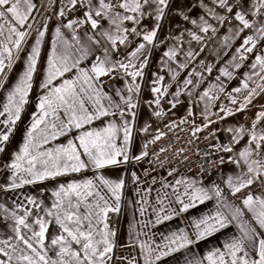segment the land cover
<instances>
[{
    "label": "snow or ice",
    "instance_id": "snow-or-ice-1",
    "mask_svg": "<svg viewBox=\"0 0 264 264\" xmlns=\"http://www.w3.org/2000/svg\"><path fill=\"white\" fill-rule=\"evenodd\" d=\"M55 5L56 0H48V9L54 10ZM198 6L204 11L198 19L177 9V15L193 28L166 38L173 43L166 47L160 60V70L165 74H153L150 88L153 99L147 101L150 108L155 105L153 114L162 118L166 115L161 108L163 99L171 96L168 103L174 109L182 95L189 98L187 115L179 123L171 121L165 125L168 132L176 128L189 131V144L217 122L213 116L224 120L245 111L257 96L264 94V0H211L210 4L199 0ZM42 7L43 3L38 6L34 0H0V88L4 87L7 71L20 59L35 33L34 43L28 45L24 70L7 92L0 111V117H4L0 124L5 126V131H0V152L4 151L2 145L9 141L33 87L52 19L51 16H45L43 21L37 19ZM170 7L171 0H60L58 10H54L58 23L39 85L43 94L36 105L38 112L32 117L19 151L5 165L10 172L9 183L0 188L15 191L87 170L93 175L59 183L51 191L50 204L42 198L43 190L39 196L25 195L20 202L14 201L12 207L0 203V217L7 226V231H0V264H116L125 260L127 264H161L165 257L190 249L230 226L237 229L236 235L201 257L189 259L187 264H264V193L251 190L254 185L264 189V106L250 127L225 129L231 133L227 143L219 142L215 132L211 133L217 139L212 148L218 164L229 163L238 169L223 183L232 197L246 193L240 205L232 203L215 181L205 185L202 175L200 179L192 178L181 173L179 165L170 167L167 176L178 174V178L161 181V189L170 191L162 194L158 191L155 204L146 195L138 202L140 216L145 217L150 210L152 218L142 220L139 230L130 225L133 229L129 233L130 243L123 245L138 248V256L129 259L116 255L119 245L111 214L121 212L125 180L110 179L103 170L148 158L149 145H155L168 134L158 129L145 141L138 155H131L135 110L142 91L139 81L144 78L151 49L164 43L158 39V31ZM72 12L82 15L68 18ZM146 18L153 19V27L143 26ZM229 20L234 23L229 24ZM220 28L227 32L223 36L226 49L237 39L240 44L230 60L218 69L215 82L199 91L205 73L212 74L213 65L200 60L199 68L193 66L199 52L192 45H198L202 52L205 39L216 36ZM134 41L138 42L131 47ZM122 48L131 50L123 55ZM245 64L248 71L243 73L239 85L226 93L222 78L235 79L234 73ZM182 73L186 74L180 79ZM116 79L124 81L123 88L107 91L105 85ZM174 85L175 90L170 91ZM224 93L231 106L221 105L217 112L212 111ZM200 103L202 125L195 122L193 112V106ZM97 121L101 126L94 127ZM185 124L190 127L182 128ZM149 128L150 125H145L140 131L147 133ZM61 137L70 138L66 143H53ZM245 137V145L236 149ZM169 147L160 146L150 162L171 163L167 157ZM221 153L228 154L227 159ZM161 154H165L163 161ZM196 154L199 155V150ZM176 158L180 164L188 161L184 148L177 151ZM216 163L209 161V168ZM200 169L201 174H211L203 165ZM132 178L134 182L139 180L135 172ZM156 182L153 177L152 183ZM210 200L216 202L215 211L194 220L191 232L180 228L161 234L159 241L154 238L153 228L197 203ZM246 214L250 219L245 218Z\"/></svg>",
    "mask_w": 264,
    "mask_h": 264
},
{
    "label": "crops",
    "instance_id": "crops-1",
    "mask_svg": "<svg viewBox=\"0 0 264 264\" xmlns=\"http://www.w3.org/2000/svg\"><path fill=\"white\" fill-rule=\"evenodd\" d=\"M34 2L37 3L38 6L41 3H43L44 5V7L40 9V12L36 14L38 20L43 21L45 16H51L52 19L49 21V31L45 36V42L41 48V57L37 65V72L34 74L33 77V87L28 96V103L24 106V109L21 112V117L17 121L12 133L9 136V141L5 142V144L2 145L4 147V151L0 152V155H2L5 165L11 161V159L13 158V154L19 151V148L23 143L26 131L32 122V117L35 113L38 112L36 105L38 104L39 96L43 94L39 85L44 77L46 69V59L47 54L50 51L52 33L54 32V29L58 23L54 15V10H58L60 0H56L54 10L48 9V0H34ZM205 3L210 4L211 0H205ZM198 5L199 0H171V7L168 11V15L161 22V28L158 31V39L160 41H164V43H161L158 47L151 49L149 53V64L144 70V78L139 81L142 86L140 98L147 105V101L153 99V95L150 91L151 81L154 78L153 74H165L164 71L160 70V60L163 51L166 50V47L170 46L173 43L171 39L166 38L178 35L181 31L186 28H193L190 23L183 21L182 18L177 15V9H181L185 11L188 15H190L192 18L198 19L199 15L204 14L203 9H201ZM189 9H191V11H189ZM81 15V12H74L72 15H69L68 18L79 17ZM232 23H234V21L230 22L229 24ZM143 26H146L148 28L153 27V19L146 18L143 21ZM80 31L83 32L84 29H81ZM226 34V29L220 28L216 36L206 38L204 41L205 47L202 52L199 51L198 45H196L195 43H193L192 45V47L199 52V55L196 58V61L194 62L193 66L199 68L200 60H203L205 61V63L213 65L212 74L209 76L207 73H205V81L201 85L199 91H202L205 87H207L209 83L215 82V77L219 74L218 69L224 66L228 60H230L231 56L234 54L235 48L238 47L240 44V40L237 39L231 45L230 48L226 49L223 45V36ZM34 36L35 33H33V37L29 39L28 45L34 43ZM209 36H211V33H209ZM137 42L138 41H134L131 47H135V44ZM28 45L25 46L24 52L21 53L20 59L14 63L12 69L10 71L6 70L7 78L4 82V87L0 88V111L3 110V104L6 102L7 92L11 90L13 85L18 81L20 74L24 70L26 54L30 50ZM185 48H187V45H185ZM130 50L131 48H122L121 53L123 55H126L127 52ZM180 59H183V56H181ZM247 71L248 66L247 64H245L244 67L234 73L235 79L228 81L225 78H222V80H224L226 84V93L230 92L232 88L237 87L239 85L240 80L243 78V73ZM185 74L186 73H182L180 79H183ZM123 86L124 81L116 79L112 81L109 87H105V89L107 91H111L113 87L123 88ZM174 90L175 85L170 91ZM226 93L220 94L219 100L215 102V107H213L212 111L217 112L221 105L231 106L229 104ZM170 99L171 96L166 97V103L161 106V108L166 113L164 117L159 118L161 121L165 122L187 115V109L189 107V98L186 95H182L179 98L180 103L177 104V107L174 109L171 108L170 104L168 103ZM262 106H264V94L257 96L253 100L252 104L249 105L245 111L237 112L235 115L229 116L224 120H219L218 116H213L212 119L216 120L217 122L210 124L207 129L209 131L217 133L216 137L219 138V142L227 143L231 138V133L225 131V129L229 127H236L239 125L250 127L252 120L255 119L256 114L262 109ZM153 108H155V105H153L152 108H150L149 105L139 106L138 109L135 110L137 112V117L135 120L134 139L131 149V155L133 156L139 154L145 141L151 139V137L155 135L156 131L158 130V126L153 121V117H156L153 114ZM202 108V103L193 106L195 122L200 125H202ZM3 119L4 117H0V120ZM145 125H150L149 131L147 133L140 131L145 127ZM93 126H101V122L97 121ZM0 131H5V126L2 124H0ZM74 134L75 133H73V135ZM69 138L70 137H61L58 141H55L53 143H66L67 139ZM246 141L247 137L241 140L240 144L235 146L236 149L242 148L245 145ZM237 171L238 169L235 167V165L227 163L223 165L219 169V171L215 172L210 177L203 180V182L205 185H209L210 182L215 181L221 186L222 189L225 190V195L232 203L240 205L241 197L246 193H241L238 194L236 197H232L228 194L226 185L223 183V181L227 178L228 175H235ZM103 172L105 176L110 179L119 180L123 178L125 180V188L123 190V196L121 201V223L116 237L119 246L116 248L115 252L117 256H123L130 259L133 256H138V248L123 246L125 244L130 243L129 233L130 231H133V229L130 228V225H136L135 230H139L140 222L142 220L152 218L150 210L149 214L145 217L140 216L138 211V202L141 200L142 196L146 195L149 202L155 204L158 191L162 194L163 192L170 190L161 189L162 179H156L157 182L153 184L152 177L150 175H145L143 166L140 162H136L135 160H132L129 163L120 166L108 167L104 169ZM133 172H135L137 177H139V180L136 182H134L132 178ZM92 175V171L87 170L81 173L59 177L55 180H47L43 183H38L36 185H26L24 188L17 189L15 191L4 190V193L0 196V203L5 204V206L7 207H12L14 201L20 202L21 200H23V197L25 195L39 196L41 194V191L43 190L42 198L45 200L46 203L50 204L51 191L59 183H66L72 179H82L85 177H91ZM9 177L10 172L8 169H6L5 174L2 178L3 185L9 183ZM176 178H178V175L174 177H168L166 179L168 181H174ZM149 188L152 189L151 192H147V189ZM137 189H139V194L137 192ZM251 190L257 194L264 193V189H262L258 185H254ZM169 199H172V197L169 196ZM215 203V200L206 201L203 204L197 203L195 207L190 208L187 212L181 213L180 215L175 216L172 220L166 221L163 224L156 226L152 229V232L156 234L154 238L159 241L161 239V234L167 235L171 232L178 231L180 228H184L191 232L192 222L194 220L200 219L205 215L213 213L215 211ZM173 207L177 206L173 204ZM245 218L250 219V215L246 214ZM54 230V228L50 229V231ZM0 231H7V226L3 218L2 223L0 224ZM236 234L237 229L234 226H230L228 229L222 230L220 233H217L216 235L208 238L207 240L201 241L199 244L193 246L190 249H185L180 252L174 253L169 257H165L161 264H187V261L189 259H193L194 257H201L202 255L206 254L208 250L216 246H221L224 241L229 240ZM116 264H127V261H117Z\"/></svg>",
    "mask_w": 264,
    "mask_h": 264
},
{
    "label": "built area",
    "instance_id": "built-area-1",
    "mask_svg": "<svg viewBox=\"0 0 264 264\" xmlns=\"http://www.w3.org/2000/svg\"><path fill=\"white\" fill-rule=\"evenodd\" d=\"M74 12L69 13V15H72ZM232 22V20H229L228 23ZM112 81H110L108 84L105 85V87H109ZM166 103V98L161 101V106H163ZM139 106H148L146 103H144L140 96H139ZM183 117L175 118L169 121H161L157 117H153L154 123L158 126V129H163L165 132H168L167 128H165V125L168 124L171 121H175L179 123ZM190 125L185 124L182 125V128L188 129ZM211 133L212 131H209L208 129H205L201 133L198 134L199 139L194 140L193 144H189L190 139V132L185 130L182 131L181 128H176L172 132H168V134L160 141H158L155 145H149V157L145 158L141 161V165L144 168V171L147 170L148 175H150L152 178L156 177L157 180H161L164 178H168L167 176V169L170 167H175L179 165L180 172L185 174L188 177L197 178L200 179L201 175L203 176V180L210 177L215 172L219 171V169L227 164L219 165L218 164V156L215 153V150L212 148V145L217 143L216 138H214ZM215 134H217L215 132ZM179 136V139L177 140L176 137ZM207 137V139H206ZM167 157L171 160V163L167 164H159V163H153L150 161H154L155 157L153 156V153H158L160 146H169ZM180 148L185 149V154L188 156V161L185 164H180V161L178 158H176V153ZM197 150H199V155H197ZM213 153L209 157H204V153ZM164 155H160V159L164 160ZM221 155L225 156V159H227V154L221 153ZM209 161H217L216 164L212 165L209 168ZM200 165H203L206 169L210 170V175L208 172H204L201 174ZM6 167L5 163L3 161L2 155H0V185L2 184V178L5 174ZM178 175V174H177ZM174 175V176H177ZM172 176V177H174ZM4 193V190L0 188V196ZM121 215L119 214H111V225L112 227L118 232L120 223H121ZM2 223V217H0V224Z\"/></svg>",
    "mask_w": 264,
    "mask_h": 264
}]
</instances>
